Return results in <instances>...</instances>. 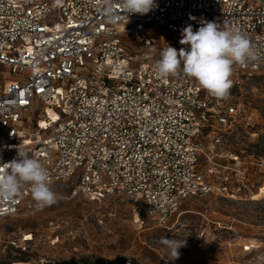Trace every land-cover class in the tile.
<instances>
[{
	"label": "built area",
	"instance_id": "2783aa9c",
	"mask_svg": "<svg viewBox=\"0 0 264 264\" xmlns=\"http://www.w3.org/2000/svg\"><path fill=\"white\" fill-rule=\"evenodd\" d=\"M208 21L252 42L259 58L236 71L264 70V0H155L129 16L123 0H0V68L12 75L0 87V167L19 146L45 167L50 187L72 183L74 196L91 201L114 194L138 220L166 225L186 198L214 190L202 153L211 159L247 110L214 103L182 71L160 77L131 40L148 50L156 31L169 38L165 48L188 49L181 30ZM38 210L27 184L0 201V219Z\"/></svg>",
	"mask_w": 264,
	"mask_h": 264
},
{
	"label": "rangeland",
	"instance_id": "374dc122",
	"mask_svg": "<svg viewBox=\"0 0 264 264\" xmlns=\"http://www.w3.org/2000/svg\"><path fill=\"white\" fill-rule=\"evenodd\" d=\"M152 36L151 50L138 39L131 43L157 62L169 38L156 31ZM10 76L0 68V87ZM231 80L225 100L247 115L221 132L222 144L211 159L209 150L202 153L200 166L212 192L186 198L162 226L142 213L138 220L123 197L91 201L74 196L72 183L55 184V204L0 219V264H264V70L247 74L233 68ZM32 111L28 115L36 117ZM211 130L204 132L207 144ZM163 237L186 240L178 259H168Z\"/></svg>",
	"mask_w": 264,
	"mask_h": 264
},
{
	"label": "clouds",
	"instance_id": "9594fccd",
	"mask_svg": "<svg viewBox=\"0 0 264 264\" xmlns=\"http://www.w3.org/2000/svg\"><path fill=\"white\" fill-rule=\"evenodd\" d=\"M154 6L155 0H123V8L128 16L147 14ZM181 37L179 43L190 45V48L177 50L167 46L156 62L157 74L166 78L182 71L185 76L194 78L209 95L218 99L229 95L233 65L245 66L259 58L245 34L238 29H222L216 22H202L196 31L192 25H187L181 30ZM3 165L6 167H0V201L12 200L27 184L38 209L57 202V194L50 187L48 171L26 150L18 146L17 157ZM161 242L169 250V260L178 259L179 249L187 243L185 239L164 237Z\"/></svg>",
	"mask_w": 264,
	"mask_h": 264
},
{
	"label": "bare ground",
	"instance_id": "6f19581e",
	"mask_svg": "<svg viewBox=\"0 0 264 264\" xmlns=\"http://www.w3.org/2000/svg\"><path fill=\"white\" fill-rule=\"evenodd\" d=\"M264 186V185H263ZM261 192H263L264 193V187H261Z\"/></svg>",
	"mask_w": 264,
	"mask_h": 264
},
{
	"label": "crops",
	"instance_id": "0c3cea01",
	"mask_svg": "<svg viewBox=\"0 0 264 264\" xmlns=\"http://www.w3.org/2000/svg\"><path fill=\"white\" fill-rule=\"evenodd\" d=\"M4 70H6V69H4ZM6 71H7V70H6ZM8 79H9V78H6V80H5V81H7ZM5 81H4V82H5ZM3 84H4V83H3Z\"/></svg>",
	"mask_w": 264,
	"mask_h": 264
}]
</instances>
